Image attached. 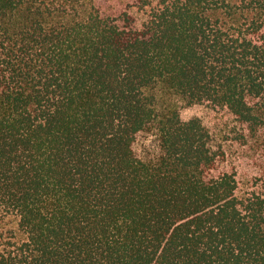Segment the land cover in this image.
Wrapping results in <instances>:
<instances>
[{
	"label": "trees",
	"instance_id": "16d2710c",
	"mask_svg": "<svg viewBox=\"0 0 264 264\" xmlns=\"http://www.w3.org/2000/svg\"><path fill=\"white\" fill-rule=\"evenodd\" d=\"M95 1L0 0V264H264V0Z\"/></svg>",
	"mask_w": 264,
	"mask_h": 264
},
{
	"label": "rangeland",
	"instance_id": "374dc122",
	"mask_svg": "<svg viewBox=\"0 0 264 264\" xmlns=\"http://www.w3.org/2000/svg\"><path fill=\"white\" fill-rule=\"evenodd\" d=\"M137 1L138 0H96L95 3L104 14L118 16L127 9L132 12H134L135 9L137 10L134 6ZM161 99L162 102L177 108L184 120L198 118L215 133H221L228 124L233 122L231 116L225 111L216 110L208 105L189 106L183 99H180L178 96H172L166 91L162 92ZM243 172V168H241L239 177L242 181V185L247 182L246 177L242 174Z\"/></svg>",
	"mask_w": 264,
	"mask_h": 264
}]
</instances>
